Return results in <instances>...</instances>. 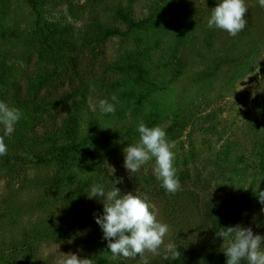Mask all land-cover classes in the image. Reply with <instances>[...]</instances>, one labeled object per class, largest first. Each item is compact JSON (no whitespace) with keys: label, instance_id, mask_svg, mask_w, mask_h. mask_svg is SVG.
<instances>
[{"label":"rangeland","instance_id":"obj_1","mask_svg":"<svg viewBox=\"0 0 264 264\" xmlns=\"http://www.w3.org/2000/svg\"><path fill=\"white\" fill-rule=\"evenodd\" d=\"M116 1H122L134 17L141 18L157 0ZM45 2V17L71 21L77 26L89 18L91 6L95 5L90 0ZM169 2L173 27L142 38L152 48L150 59L155 63L156 85L140 88L131 78L134 69L128 54L136 49V39L113 36L103 50L96 49V57L102 63L106 57L107 62L118 66L108 74L96 68L92 81L109 76L99 82V87L91 86L84 112L87 117L100 118L109 131V136L100 135L97 140L100 163L114 168L125 186L146 194L158 209V219L170 226L165 244L226 249L227 242L217 235L221 230H214L205 217L209 203H222L226 210L230 209L236 217L233 227H251L254 234L264 236V204L258 198L259 191H264V166L258 157L264 150V7L258 0H246L247 26L233 37L208 27L212 9L220 0ZM0 4L6 8L8 23L31 20V10L24 0H0ZM188 24L192 28L186 29ZM181 29H186L185 35ZM0 47L20 51V45L13 40L0 41ZM142 91L147 95L144 98L137 95ZM113 95L118 102L111 100ZM102 99L115 104L114 113H101ZM176 114L187 116L183 120L185 128L173 138ZM141 120H148V127H162L167 139L175 144L174 166L181 183V190L175 194L167 193L156 179L154 159L138 172L130 173L124 167L123 149L139 141L137 126ZM8 166H0V250L20 240L25 229L60 216L59 208L36 206L42 193L39 183L47 167L20 163L13 171ZM81 213L91 219L95 208L83 207ZM107 244L103 230L95 222L73 230L61 241L42 239L36 251L41 264H57L68 253L89 258L92 264H105L113 256ZM160 255L146 253V258L149 261ZM125 259L128 264H138L139 260Z\"/></svg>","mask_w":264,"mask_h":264},{"label":"trees","instance_id":"obj_2","mask_svg":"<svg viewBox=\"0 0 264 264\" xmlns=\"http://www.w3.org/2000/svg\"><path fill=\"white\" fill-rule=\"evenodd\" d=\"M24 1L31 10V20L24 24L19 19L8 23L4 16L6 8L0 4V41L13 40L20 45L19 52L0 47V101L23 112L14 133L6 138L8 152L0 156V166L9 165L13 171L20 163L47 167L48 172L40 179L42 193L36 206L59 208L60 218L42 220L25 229L20 240L12 241L7 248L0 250L1 264H41L36 251L38 241H61L73 230L94 224L95 216L103 215L104 207L101 198H89L94 185L103 186L105 191L115 186L121 190V195L128 192L143 195L125 186L118 173L113 174L100 163L97 140L100 135L107 136L109 131L96 115L87 117L84 109L91 86L99 87V82L109 76L92 81L96 68L101 67L104 74H108V70L115 71L118 66L107 62L106 57L103 63L97 61L96 49L103 50L105 42L116 35L136 39L133 40L136 49L127 53L134 69L131 78L140 88H150L157 83V76L153 74L155 63L150 59L152 48L142 38L145 34L159 35L175 24L169 0L151 3L148 13L141 18L134 17L129 6L122 1L90 0L95 5L91 6L89 18L80 26L71 21L45 17L46 0ZM192 26L188 24L186 29ZM186 29L180 32L185 35ZM105 86H109L108 81ZM137 95L147 96L143 91ZM262 99L264 103V88ZM175 116L178 119L172 127L173 138L185 128L183 120L187 115ZM2 131L0 126V134ZM261 138L264 141V130ZM258 157L264 166V150ZM117 179L121 182L113 184ZM213 204L209 203L205 215L211 227L216 231L233 227L236 222L234 213L220 205L222 203ZM83 207L95 208V214H90L91 219L81 213ZM175 245L180 252L179 259L166 260L162 254L149 260L148 264L227 262L225 249L184 243ZM105 264H128V261L122 256H111ZM242 264H246L245 261Z\"/></svg>","mask_w":264,"mask_h":264},{"label":"clouds","instance_id":"obj_3","mask_svg":"<svg viewBox=\"0 0 264 264\" xmlns=\"http://www.w3.org/2000/svg\"><path fill=\"white\" fill-rule=\"evenodd\" d=\"M264 7V0H258ZM248 7L246 0H220L212 9L209 28L224 30L235 37L247 26L246 14ZM112 101H117L113 95ZM101 113L115 112V104L107 99L99 101ZM23 112L17 107H10L0 101V156L7 155L6 138H10L15 131L16 124L21 120ZM139 141L123 149L125 154L124 167L130 173L140 169L154 159L153 174L162 182L167 193L175 194L181 190V183L174 166L176 155L173 151L175 144L167 139L166 131L160 127H148L142 120L137 126ZM113 174L115 169L112 168ZM117 179L113 184L120 183ZM101 198L103 201V215H96V223L108 241L107 247L113 257L137 259L138 264H148L146 253L160 255L163 247L164 259H179L180 252L173 243L165 244V237L170 226L158 219V209L151 203L146 194L128 192L121 195V190L113 187L105 191L103 186L94 185L89 198ZM259 202L264 204V191L258 193ZM217 235L227 242L224 250L227 256L226 264H264V236L254 234L251 227L236 225L226 227ZM57 264H92L89 258H80L75 253L64 254Z\"/></svg>","mask_w":264,"mask_h":264}]
</instances>
